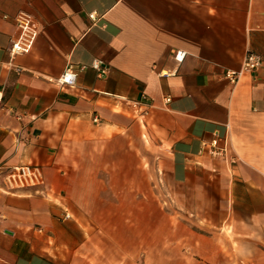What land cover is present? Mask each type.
I'll list each match as a JSON object with an SVG mask.
<instances>
[{
	"label": "crops",
	"instance_id": "obj_1",
	"mask_svg": "<svg viewBox=\"0 0 264 264\" xmlns=\"http://www.w3.org/2000/svg\"><path fill=\"white\" fill-rule=\"evenodd\" d=\"M0 92V167L44 178L0 188V264H264V0H0ZM214 132L235 162L200 152Z\"/></svg>",
	"mask_w": 264,
	"mask_h": 264
},
{
	"label": "built area",
	"instance_id": "obj_2",
	"mask_svg": "<svg viewBox=\"0 0 264 264\" xmlns=\"http://www.w3.org/2000/svg\"><path fill=\"white\" fill-rule=\"evenodd\" d=\"M6 17V16H4ZM89 18L92 21L97 20L95 12L89 13ZM15 24L18 28V36L12 40L10 45V54L18 55L28 52L38 34V27L32 16L25 12L19 11L14 16ZM185 56V51L176 50L173 54L174 59L177 62H181ZM262 64V58L259 54L247 50L239 70H225L223 77L231 84H236L242 72H250L258 69ZM91 68L96 71L99 78L106 76L108 68L100 58H93L89 63L73 64L69 63L64 68L63 72L56 78V83L60 86L74 87L77 82L78 74ZM175 74L174 71L164 72L163 76H171ZM0 92V103H1ZM166 101H169V97H165ZM97 121V119H94ZM200 152L206 154L211 158H217L225 160L229 163L235 162L233 156L229 154V145L226 138H222L217 132L213 133V137L208 144H203ZM44 178L41 168L33 164H18L10 166L6 169L0 167V188L9 192H16L18 190L26 188H34L39 190L43 185ZM65 218L69 217V214L65 213ZM41 231L40 228H38Z\"/></svg>",
	"mask_w": 264,
	"mask_h": 264
},
{
	"label": "rangeland",
	"instance_id": "obj_3",
	"mask_svg": "<svg viewBox=\"0 0 264 264\" xmlns=\"http://www.w3.org/2000/svg\"><path fill=\"white\" fill-rule=\"evenodd\" d=\"M181 212V215L179 214L178 217H185V212L184 211H180ZM167 214H168V211H167Z\"/></svg>",
	"mask_w": 264,
	"mask_h": 264
}]
</instances>
